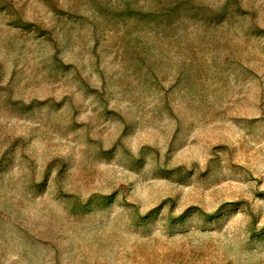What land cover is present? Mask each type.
I'll return each mask as SVG.
<instances>
[{"label":"rangeland","instance_id":"1","mask_svg":"<svg viewBox=\"0 0 264 264\" xmlns=\"http://www.w3.org/2000/svg\"><path fill=\"white\" fill-rule=\"evenodd\" d=\"M0 264H264V0H0Z\"/></svg>","mask_w":264,"mask_h":264}]
</instances>
